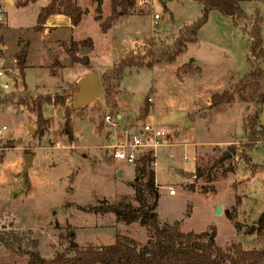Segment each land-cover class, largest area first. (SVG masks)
Listing matches in <instances>:
<instances>
[{"label":"rangeland","instance_id":"obj_1","mask_svg":"<svg viewBox=\"0 0 264 264\" xmlns=\"http://www.w3.org/2000/svg\"><path fill=\"white\" fill-rule=\"evenodd\" d=\"M19 1L0 0V129L6 127L0 137V234L9 230L20 240L13 249L0 242V264H26V251L35 249L32 240H37L41 257L51 258L61 248L60 236L66 245L71 232L74 236L70 240L77 246L111 244L117 233L144 244L150 233L137 222L126 224L111 213L94 214L84 208L101 199L136 204L129 186L134 165L108 158L103 146L112 135L120 139L124 129L137 133L145 123L155 125L165 135L150 164L158 187V219L176 223L182 232L210 234L215 230V244L221 248L240 243L244 249H264V233H248L264 209V143L251 150L243 146L245 115L256 112L262 126L264 108L236 99L217 106L209 103L213 93L227 89L249 70L248 21L256 15L261 18L264 46V0L241 1L247 19L237 23L211 10L196 40L187 43L174 61L127 69L116 87L114 105L106 103L100 85L99 98L82 109L71 105L81 73L91 70L99 80L120 58L171 43L182 25L201 14L202 5L195 0H172L164 5L159 0H143L137 4V8L145 7L143 13L120 18L102 32L90 0H76L87 10L80 22L72 26L67 16L51 15L44 23L52 28L46 36L33 26L38 9L49 0L23 7ZM108 13L109 1L103 0L102 18ZM155 14L159 18L154 24ZM70 38L91 39V48L83 47L87 53L81 55L79 48L76 54L86 56L91 68L70 61L65 51ZM26 42L28 67L21 76L14 55ZM188 62L195 68L193 72L178 71ZM24 83L33 95L56 93L64 97L63 105L45 108L51 125L42 136L37 134L34 117L16 105ZM147 97L152 102H147ZM145 106L148 112L143 116L141 108ZM116 113L122 118L115 122ZM106 115L115 127L104 122ZM65 117L73 125V147L52 148L53 141L62 140L59 130ZM225 153L224 164L235 169L224 174L216 171L209 185L214 190L205 193L202 181H195L192 172L197 163L202 165ZM25 155H35L27 171H23ZM247 157L249 164H245ZM251 164H256L254 173ZM170 189L173 194H169ZM218 204L222 212L216 215L213 212ZM226 211L235 216L239 228L226 217Z\"/></svg>","mask_w":264,"mask_h":264},{"label":"trees","instance_id":"obj_2","mask_svg":"<svg viewBox=\"0 0 264 264\" xmlns=\"http://www.w3.org/2000/svg\"><path fill=\"white\" fill-rule=\"evenodd\" d=\"M36 0H22L18 2L19 7L27 5ZM109 13L103 19L101 15V5L103 0H90L94 5V19L98 22L102 32H106L120 18H127L133 14L143 13L145 7L137 8L139 0H108ZM163 5L172 0H159ZM202 5L201 14L191 23L184 24L178 30V36L171 43L161 44L157 48H148L144 54H128L115 62L112 67L102 73L99 84L105 95L106 103L114 105L116 87L119 84L124 72L131 68L153 67L159 63H170L178 55L186 50L187 43L194 42L201 26L206 22L208 13L217 10L224 16L231 18L237 23L241 18L247 19L240 6L243 0H195ZM166 9V7L164 6ZM76 0H49V2L38 9L36 24L33 28L41 30L47 18L54 14H62L69 18L72 26H76L82 16L86 13ZM249 45L247 60L250 64L249 70L236 82L230 84L227 89L213 93L210 96L211 106L227 104L235 99L243 103H254L264 108V46L261 37V18L256 15L249 20ZM90 38L82 40H70L66 47V53L70 61L79 63L86 68H91L86 56H77L81 47L91 48ZM28 52V42L24 43L15 54V66L19 69L21 76L26 68V58ZM182 74L191 73L194 67L190 62L181 66ZM55 76V72H51ZM179 76V75H178ZM181 77V76H179ZM22 94L16 99V105L28 111L34 117L37 127V134L42 136L50 128V119L45 116L44 109L47 106L63 105L64 97L61 94H38L33 95L23 84ZM148 107L141 108V113L145 116ZM244 142L243 146L254 149L264 143V124L257 123V113H247L244 117ZM60 133L69 143L73 142V125L69 117H65L60 126ZM227 157L224 155L218 158L206 160L204 164H196L192 177L195 181L201 180V189L211 192L214 187L209 186L214 181V174L221 170L224 174L235 169L234 165L224 164ZM153 156L150 153L142 155L134 165V179L129 183L134 195L133 205L125 199L115 202H107L104 199L97 204L87 206L86 211L94 214L111 213L126 224L137 222L150 233L144 244H138L123 234H115L114 242L107 245L87 244L85 246L72 247L70 240L74 233L67 234L68 242L62 243L64 238L60 236L61 248L57 250L51 258H43L36 250L37 240H32L35 249L26 251L28 255L26 264H260L264 262V249H244L240 243L232 244L221 248L215 244V230L210 234L205 232H182L176 224H168L158 219L155 212L158 198V187L154 182V171L150 168ZM245 164H249L248 157ZM256 164H251V170ZM254 167V168H253ZM253 171V173H254ZM192 187V185H191ZM235 210V208H234ZM236 228L239 224L234 220L235 216L226 211ZM0 242H5L8 249H13L14 244L19 243V236L12 231L2 230ZM250 234L264 233V209L258 215ZM24 252V251H22Z\"/></svg>","mask_w":264,"mask_h":264},{"label":"built area","instance_id":"obj_3","mask_svg":"<svg viewBox=\"0 0 264 264\" xmlns=\"http://www.w3.org/2000/svg\"><path fill=\"white\" fill-rule=\"evenodd\" d=\"M144 1L139 0L138 4H142ZM158 15L153 16V23L155 24L158 19ZM3 21L2 10L0 8V23ZM1 74V73H0ZM147 102H152L151 97L146 98ZM116 122V117L114 116ZM104 121L112 124L113 127L116 123L111 120L110 115H106L103 118ZM113 122V123H112ZM6 130L5 126L0 129V137L2 131ZM122 138L117 139L115 135H112L106 144L103 146L106 155L114 160H119L126 164L135 165L136 161L144 154L150 153L152 156L155 154V150L160 148L165 135L153 124H143L137 133L131 131H123ZM52 148L66 149L70 148L71 144L63 140H56L52 142ZM154 163V162H152ZM169 194H173V190H169Z\"/></svg>","mask_w":264,"mask_h":264},{"label":"water","instance_id":"obj_4","mask_svg":"<svg viewBox=\"0 0 264 264\" xmlns=\"http://www.w3.org/2000/svg\"><path fill=\"white\" fill-rule=\"evenodd\" d=\"M87 49L84 51L80 50L79 53L85 54L87 53ZM13 77V74L10 75ZM100 96V84L97 75L94 72H87L82 75L76 83V88L74 93L71 96V105L73 109H82L93 103L97 98ZM226 153L224 157H226ZM31 155L24 156V166L23 169L26 170L27 166L29 165V160ZM121 175V172H119ZM254 203L260 205V202L253 200ZM222 212L221 204H218L214 210V214L219 215ZM176 224V223H174ZM72 247H76L77 243L74 241L70 242ZM264 264V262L260 263Z\"/></svg>","mask_w":264,"mask_h":264},{"label":"crops","instance_id":"obj_5","mask_svg":"<svg viewBox=\"0 0 264 264\" xmlns=\"http://www.w3.org/2000/svg\"><path fill=\"white\" fill-rule=\"evenodd\" d=\"M49 2V1H48ZM23 7V6H22ZM1 8V7H0ZM54 15H56V14H54ZM59 15V14H58ZM1 24V23H0ZM38 31H42L46 36H49L50 35V33H51V31H52V28H50V27H48V26H46L45 24L43 25V27H42V29L41 30H38ZM70 40H74V39H72V38H70V39H68L67 41L69 42ZM79 40H82V39H79ZM59 41V40H58ZM60 41H64V40H60ZM77 41V40H76ZM62 44V46L64 45V43L62 42L61 43ZM28 47H29V43H28ZM86 49V48H85ZM80 50H82V51H84V48L83 47H81L80 49H79V51ZM28 53V52H27ZM182 54V53H181ZM180 54V55H181ZM83 55V54H82ZM14 57H15V55H14ZM178 57V56H177ZM117 62V61H116ZM26 63H27V58H26ZM25 63V64H26ZM31 66V65H30ZM28 66H27V64H26V68H27ZM25 68V69H26ZM24 69V70H25ZM87 72H92L91 70H89V71H86V72H84V73H81L78 77L80 78L82 75H84L85 73H87ZM95 73V72H94ZM96 74V73H95ZM97 75V74H96ZM14 76V75H13ZM97 77H98V75H97ZM78 78V79H79ZM77 79V80H78ZM77 80H76V83H77ZM25 84V83H24ZM27 87V86H26ZM28 89V88H27ZM29 90V89H28ZM30 91V90H29ZM31 92V91H30ZM48 107V106H47ZM46 108V107H45ZM45 110V109H44ZM115 117H116V121H120L121 120V118H122V115L120 114V113H116L115 115H114ZM105 122V121H104ZM130 128V127H129ZM125 130V129H124ZM123 130V131H124ZM9 135H11V134H9ZM82 139V138H81ZM81 139H79L80 141H81ZM62 140L63 141H65V142H68L64 137H62ZM84 142L86 141L85 139H82ZM69 143V142H68ZM71 144V147H73V142H71L70 143ZM35 155H31V158H30V160H29V165L27 166V169L26 170H24L23 169V171H27L30 167H32L33 166V160H34V157ZM109 158V157H108ZM23 166H24V161H23ZM255 172V171H254Z\"/></svg>","mask_w":264,"mask_h":264}]
</instances>
